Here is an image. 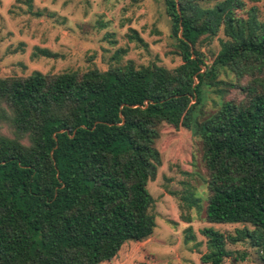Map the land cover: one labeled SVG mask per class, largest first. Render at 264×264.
<instances>
[{
	"label": "trees",
	"instance_id": "16d2710c",
	"mask_svg": "<svg viewBox=\"0 0 264 264\" xmlns=\"http://www.w3.org/2000/svg\"><path fill=\"white\" fill-rule=\"evenodd\" d=\"M258 1L163 0L181 60L172 69L120 62L118 49L105 70L0 77V128L12 131H0V264H101L146 240L163 124L199 137L206 222L242 224L202 229L201 261L222 264L227 241L248 240L264 262V20L246 9ZM220 31L218 51L205 53Z\"/></svg>",
	"mask_w": 264,
	"mask_h": 264
},
{
	"label": "rangeland",
	"instance_id": "374dc122",
	"mask_svg": "<svg viewBox=\"0 0 264 264\" xmlns=\"http://www.w3.org/2000/svg\"><path fill=\"white\" fill-rule=\"evenodd\" d=\"M251 6L264 20V0L246 3V9ZM131 30L137 31L142 42L130 39ZM169 34L163 0H0V77L25 76L33 70L83 72L93 66L105 70L116 63L118 49L125 50L118 53L120 62H156L172 69L181 60L172 53ZM221 37L220 31L203 51L217 52ZM236 93L232 90L230 95ZM217 100L205 89L206 110L212 111ZM0 131L12 136L7 125ZM156 146L162 161L155 179L147 185L154 201L150 208L155 217L153 232L142 242H128L112 263L104 264L142 260L147 264H205L201 256L208 248L202 229L213 227L227 235L242 227L206 222V173L199 137L192 129L163 124ZM187 184L194 188L193 196L200 197L199 207L183 199ZM226 248L230 256L222 264H264L248 240L227 241Z\"/></svg>",
	"mask_w": 264,
	"mask_h": 264
},
{
	"label": "crops",
	"instance_id": "0c3cea01",
	"mask_svg": "<svg viewBox=\"0 0 264 264\" xmlns=\"http://www.w3.org/2000/svg\"><path fill=\"white\" fill-rule=\"evenodd\" d=\"M129 242H133V241H129ZM127 244H128V242L125 243V244L121 247V249L119 250V252H118L117 255H119V254L122 252V249H123L124 247L128 246ZM121 255H122V254H121ZM125 258H126V257H125ZM113 259H114V258H113ZM113 259H112V260H113ZM112 260H111V261H108V262H111V263H112V262H113ZM108 262H107V263H108ZM104 263H106V262H104ZM104 263H103V264H104Z\"/></svg>",
	"mask_w": 264,
	"mask_h": 264
}]
</instances>
